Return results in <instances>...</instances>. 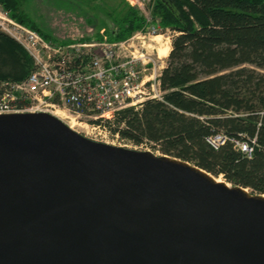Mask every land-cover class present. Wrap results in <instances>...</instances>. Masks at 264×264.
Listing matches in <instances>:
<instances>
[{
    "label": "water",
    "instance_id": "obj_1",
    "mask_svg": "<svg viewBox=\"0 0 264 264\" xmlns=\"http://www.w3.org/2000/svg\"><path fill=\"white\" fill-rule=\"evenodd\" d=\"M47 112L0 115V264H264V195Z\"/></svg>",
    "mask_w": 264,
    "mask_h": 264
},
{
    "label": "trees",
    "instance_id": "obj_2",
    "mask_svg": "<svg viewBox=\"0 0 264 264\" xmlns=\"http://www.w3.org/2000/svg\"><path fill=\"white\" fill-rule=\"evenodd\" d=\"M24 1L0 0V8L52 39L19 12ZM152 5L153 25L170 37L159 76L162 94L137 110L120 111L113 131L134 146L264 195V0H152ZM109 16L114 29L94 39L122 41L146 28L144 16L126 0ZM32 69L24 48L0 30V80H23ZM216 134L227 138L218 149L207 142ZM231 140L250 144L251 156Z\"/></svg>",
    "mask_w": 264,
    "mask_h": 264
},
{
    "label": "built area",
    "instance_id": "obj_3",
    "mask_svg": "<svg viewBox=\"0 0 264 264\" xmlns=\"http://www.w3.org/2000/svg\"><path fill=\"white\" fill-rule=\"evenodd\" d=\"M151 16V0H127ZM148 3V8L143 5ZM0 12V28L19 43L33 60V69L20 81L0 80V115L25 112H58L65 123L78 121L91 140L105 144L123 140L114 132L113 118L122 110H137L143 102L160 99L161 61L150 42L159 28L146 19V28L122 41L106 37L63 43L6 18ZM6 23V25H4ZM169 37V33H161ZM168 39V38H167ZM161 64V63H160ZM69 126V125H68ZM71 128V127H70ZM227 141L222 134L207 138L214 149ZM234 146L250 157L253 147L239 141Z\"/></svg>",
    "mask_w": 264,
    "mask_h": 264
},
{
    "label": "rangeland",
    "instance_id": "obj_4",
    "mask_svg": "<svg viewBox=\"0 0 264 264\" xmlns=\"http://www.w3.org/2000/svg\"><path fill=\"white\" fill-rule=\"evenodd\" d=\"M120 1L121 0H27L22 2L19 12L37 26L40 32L50 36L56 41H77L86 39L81 41L86 42L99 40L94 39V37L98 34H104V30L110 31L114 29L115 24L112 16H109V12ZM143 8L147 9L148 3H145ZM138 10L146 19H151V16L146 15L142 8H138ZM0 12L4 13L1 8ZM6 15V18L9 20L17 22L8 14ZM4 25H6V23ZM0 30L5 32L1 28ZM158 35H162V37H156L153 42H150L155 48L152 54L154 60H157L156 48L159 50V56H161V53L166 51L165 48L167 46L170 47V37L161 34V30H159ZM167 56L164 58L161 57V61H157L159 65L162 66L161 69L165 66ZM71 122L73 123L72 129L74 131L91 139L79 127L78 121L73 120ZM71 122L69 124H71ZM109 144L140 151H151L146 146H134L126 141H116ZM154 154L160 155L157 152ZM218 180L223 181L222 176L219 177Z\"/></svg>",
    "mask_w": 264,
    "mask_h": 264
},
{
    "label": "bare ground",
    "instance_id": "obj_5",
    "mask_svg": "<svg viewBox=\"0 0 264 264\" xmlns=\"http://www.w3.org/2000/svg\"><path fill=\"white\" fill-rule=\"evenodd\" d=\"M159 37H161V36H158L157 38H159ZM165 49H166V51L163 52V53H161V56L160 57H163L164 58V57H166L168 55V53L170 51V47L167 46ZM53 115H55L56 117H58L62 121H64V119H65L64 116L62 114L58 113V112L53 113ZM69 123L67 122L66 124H68L71 128H73V125H72L73 123L72 122H71V124H69ZM217 181H220V180L217 179Z\"/></svg>",
    "mask_w": 264,
    "mask_h": 264
}]
</instances>
